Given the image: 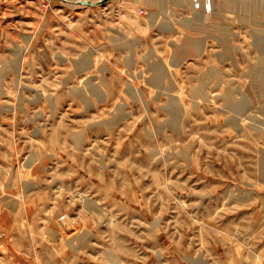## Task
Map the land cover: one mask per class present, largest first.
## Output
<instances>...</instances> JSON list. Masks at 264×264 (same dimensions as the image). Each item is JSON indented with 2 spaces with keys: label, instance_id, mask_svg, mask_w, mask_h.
<instances>
[{
  "label": "rangeland",
  "instance_id": "1",
  "mask_svg": "<svg viewBox=\"0 0 264 264\" xmlns=\"http://www.w3.org/2000/svg\"><path fill=\"white\" fill-rule=\"evenodd\" d=\"M255 73L264 0H0V264H264Z\"/></svg>",
  "mask_w": 264,
  "mask_h": 264
},
{
  "label": "bare ground",
  "instance_id": "2",
  "mask_svg": "<svg viewBox=\"0 0 264 264\" xmlns=\"http://www.w3.org/2000/svg\"><path fill=\"white\" fill-rule=\"evenodd\" d=\"M235 4V3H234ZM188 41V40H187ZM191 46V45H190ZM200 47V45H197V47ZM194 47V46H193ZM185 50V49H184ZM200 50V49H199ZM185 53V52H184ZM197 53V52H196ZM190 54V53H189ZM198 54V53H197ZM86 65H88V62L87 61H85L83 64H82V66H84L83 68H85V66ZM161 68V67H160ZM252 77H253V83L255 84H257L258 86H259V90H260V93L262 94V95H264V79H263V77L260 75V74H258V73H255V74H253L252 75ZM162 81V78H159V76L155 79V82L156 83H159V82H161ZM97 91V90H96ZM243 100H241V102L239 101L237 104H235L234 106L236 107V109H238V110H240V109H242V108H245V102H242Z\"/></svg>",
  "mask_w": 264,
  "mask_h": 264
}]
</instances>
